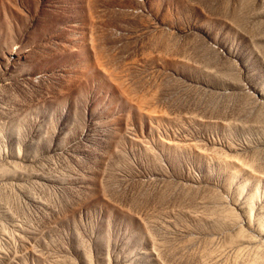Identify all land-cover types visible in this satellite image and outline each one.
<instances>
[{"label": "rangeland", "instance_id": "374dc122", "mask_svg": "<svg viewBox=\"0 0 264 264\" xmlns=\"http://www.w3.org/2000/svg\"><path fill=\"white\" fill-rule=\"evenodd\" d=\"M0 264H264V0H0Z\"/></svg>", "mask_w": 264, "mask_h": 264}]
</instances>
